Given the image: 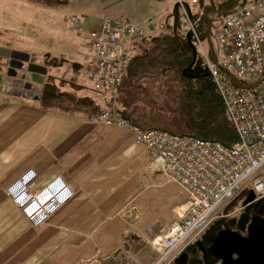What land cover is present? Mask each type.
Listing matches in <instances>:
<instances>
[{"label":"crops","instance_id":"crops-1","mask_svg":"<svg viewBox=\"0 0 264 264\" xmlns=\"http://www.w3.org/2000/svg\"><path fill=\"white\" fill-rule=\"evenodd\" d=\"M175 1L151 10L141 1L140 16L110 18L141 23L157 15L161 22L173 7L179 11ZM28 2L49 9L68 7L66 1L54 6ZM191 8L192 15L199 6ZM67 10V14L48 18L62 23L63 37L58 34L54 42L51 38L46 54L71 63L81 62L87 55L90 60L87 33L84 46L70 32L67 19L80 18L82 12L83 28L84 22L92 25L88 32L99 27L104 18L99 19L93 10ZM222 15L225 18L228 13ZM14 28L9 20L0 25V47L26 53L30 61L44 66L35 60L43 53L35 52L33 43L29 44L32 26ZM15 39L23 43L15 46ZM86 66L84 83L65 79L63 89L93 95L97 100L99 95L84 72ZM5 71L0 72V264H84L94 258L96 264H155L149 257L150 250L157 254L150 241L175 220V210L187 200L184 189L173 188L154 171L144 147L135 142L130 130L94 123L89 117L42 110L37 106L40 85L24 88L25 83L5 77ZM83 89L87 91L83 93ZM29 175L34 176L32 191L39 192L55 182L71 192V197L37 226L12 199L20 180Z\"/></svg>","mask_w":264,"mask_h":264},{"label":"built area","instance_id":"built-area-1","mask_svg":"<svg viewBox=\"0 0 264 264\" xmlns=\"http://www.w3.org/2000/svg\"><path fill=\"white\" fill-rule=\"evenodd\" d=\"M203 1L214 7L228 2ZM198 3L199 0H176L175 6L180 11L179 22L186 33L191 32V41L202 55L204 69L236 130L238 142L231 147L161 131H143L117 112V84L130 60L147 38L164 29L157 15L141 23L121 17L104 18L99 27L87 32L90 60L84 72L99 95L94 102L97 114L89 119L130 130L135 142L144 147L154 171L187 194L186 202L175 210V220L150 241L159 263L175 260L216 221L238 217L240 214L227 210V205L250 189L255 200L264 199V0H251L228 12L216 35L212 55H208L191 22L189 9ZM68 21L72 28L83 29L78 16ZM33 187L34 176H24L12 199L35 226L71 197L62 183L53 182L39 192L32 191ZM96 262L94 258L84 264Z\"/></svg>","mask_w":264,"mask_h":264},{"label":"trees","instance_id":"trees-1","mask_svg":"<svg viewBox=\"0 0 264 264\" xmlns=\"http://www.w3.org/2000/svg\"><path fill=\"white\" fill-rule=\"evenodd\" d=\"M31 1L50 6L58 3ZM241 1L236 0V6L246 4ZM198 6L191 22L199 38L202 35L207 39L210 49V14L228 13L236 6L233 0L218 7L199 0ZM178 17L179 11L173 7L161 20L164 29L147 38L130 60L117 84L116 110L130 125L143 131L194 137L231 147L238 142L236 130L212 78L204 73L203 57L198 51L192 67L194 77L187 76L194 56ZM42 63L47 69L58 68L65 60L46 55ZM51 78L40 84V109L83 118L97 114L95 96L63 89L66 80L59 84ZM185 253L189 255L188 264H205L194 244L188 245Z\"/></svg>","mask_w":264,"mask_h":264},{"label":"rangeland","instance_id":"rangeland-1","mask_svg":"<svg viewBox=\"0 0 264 264\" xmlns=\"http://www.w3.org/2000/svg\"><path fill=\"white\" fill-rule=\"evenodd\" d=\"M55 1H66L68 7H60L58 9H49V8H42L39 6H33V4L29 3L28 0H0V25H3V23L6 22V20H9L11 23L12 29L14 27L15 28L19 27L20 25L21 26H25V25L32 26L34 33L32 32L33 38L29 39V44L31 42L33 43L32 49L35 48L34 50L35 52L43 53V54H40V56H37V57L35 56V60L41 63L44 61V58L46 57V55H49V54H46L48 52H46L47 49L45 46L50 43V39L52 38L51 41L54 42L53 38H58L56 37L58 36V34H59V38L63 37L62 33H60V31L62 30V28L60 27L62 26V23L59 20L48 19V18H51L50 15L53 16L55 14L59 15L62 13L67 14L68 13L67 9L70 10V7H71L73 9L82 10L83 12L93 10L96 14H98L97 16H99V19H103L105 17L110 18L113 16H121V17L122 16L129 17L130 15L140 16L138 14L140 13L139 10L141 6V3H140L141 1L144 4H146L147 6L146 9L148 10H151L153 8L155 9L161 8L162 5L167 1L171 3L170 0H55ZM249 1L251 0H242L240 4H244ZM208 4H211V3H208ZM191 10H193V8H191ZM79 13L81 16H84L81 14L82 12H79ZM210 16H211L210 35H211L212 42H213V49L216 50V35L219 29L221 28L224 16L223 15L220 16V14L217 15L214 13H211ZM100 17H103V18H100ZM62 18L64 19V17ZM133 18H137V17H133ZM32 20H34L35 22L32 23ZM67 20H69V18ZM84 23L86 26L81 31H78L70 26L71 27L70 30H72L70 32H74L78 36L81 44L86 46L85 36H86L88 27L92 25L86 22ZM67 24H68V21H67ZM82 27H83V24H82ZM15 28L14 30H16ZM11 34L14 35V33H11ZM200 40L203 46L205 47V49L209 50L207 39L201 35ZM14 41L17 42L18 40L15 39ZM22 43H23L22 40H19V42H17V44L16 45L14 44V45L18 46L19 44L21 45ZM11 45H13V43H11ZM64 60H65V63L61 64V66H59L58 68H49V76L47 78L52 77L51 80L57 83L59 80H65V79L70 80L71 78H74V80L78 84H83L84 75L82 71H83L84 66H86L89 60V56L87 55L84 60L82 59L81 62H75V63L74 62L71 63L67 61L66 59ZM86 91H87L86 89L82 90L83 93H85ZM167 182L170 183L169 185H172L173 188H178V190H180V187L178 184L174 182H170V181H167ZM249 185L250 184H247V186ZM241 197L242 195L237 197L233 202L227 205L228 207L227 210H230L231 212H234L235 214H238V213L241 214L239 212L240 210L242 211L241 202L243 199ZM147 217L150 218L152 216L147 215ZM200 238L201 236L198 239H196V241L199 240ZM196 241L192 240L191 244H195ZM185 249H184V252H185ZM149 252H150L149 257L152 259L153 262L156 261L155 264L157 263L158 264H175L174 260L172 259L165 260V261H162V263L161 262L159 263L157 254H155L151 250ZM182 253L183 252H181L179 256Z\"/></svg>","mask_w":264,"mask_h":264},{"label":"water","instance_id":"water-1","mask_svg":"<svg viewBox=\"0 0 264 264\" xmlns=\"http://www.w3.org/2000/svg\"><path fill=\"white\" fill-rule=\"evenodd\" d=\"M233 2L236 6V0ZM191 35V32L186 33L194 56L193 62L187 68V76L190 78L194 77L192 67L197 55ZM210 53H213L211 44ZM4 68V76L16 78L21 84L25 83L24 88L40 85L48 77L47 68L30 61L28 54L0 47V72ZM204 73L210 76L207 69H204ZM241 198L244 211L231 221L235 226L234 230L225 223V219H220L195 242L194 245L205 264H264V199L255 200L256 195L252 189ZM250 209L253 211L251 214L248 213ZM208 234L211 235L208 237ZM187 260V253L183 252L174 261L177 264H187Z\"/></svg>","mask_w":264,"mask_h":264},{"label":"flooded vegetation","instance_id":"flooded-vegetation-1","mask_svg":"<svg viewBox=\"0 0 264 264\" xmlns=\"http://www.w3.org/2000/svg\"><path fill=\"white\" fill-rule=\"evenodd\" d=\"M243 211H244V209L242 208L241 213H242ZM252 212H253V211H252L251 209L248 211V213H250V214H251ZM263 214H264V211L262 212V216H263ZM233 219H235V217L227 218V219H225V223H226L231 229L234 230V229H235V226H234L233 223H231V221H232ZM206 231H207V230H206ZM205 233H206V232H205ZM205 233H204V234H205ZM204 234H203V235H204ZM244 234H245V233H244ZM203 235H202V236H203ZM209 235H211V234H208L207 236L209 237ZM202 236H201V237H202ZM187 255H188V254H187ZM200 255H201V254H200ZM188 261H189V255H188L187 264H188ZM174 263L177 264L175 261H174Z\"/></svg>","mask_w":264,"mask_h":264},{"label":"bare ground","instance_id":"bare-ground-1","mask_svg":"<svg viewBox=\"0 0 264 264\" xmlns=\"http://www.w3.org/2000/svg\"><path fill=\"white\" fill-rule=\"evenodd\" d=\"M191 14V13H190ZM152 225V224H151ZM153 239V238H152ZM194 241H196V240H194ZM162 263V262H161Z\"/></svg>","mask_w":264,"mask_h":264}]
</instances>
